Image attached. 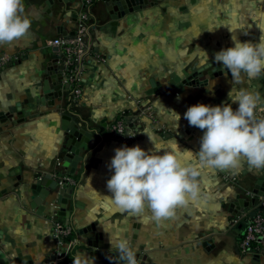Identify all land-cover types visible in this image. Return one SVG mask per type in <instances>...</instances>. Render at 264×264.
Returning <instances> with one entry per match:
<instances>
[{"label":"crops","instance_id":"crops-1","mask_svg":"<svg viewBox=\"0 0 264 264\" xmlns=\"http://www.w3.org/2000/svg\"><path fill=\"white\" fill-rule=\"evenodd\" d=\"M24 5L31 20L29 34L0 45L1 53L20 56L0 72V264L53 261L55 205L59 219L68 220L78 235L74 257L85 252L95 264H104L103 257L113 252L114 264H123L109 234L126 238L142 264H264V257L242 254L239 248L241 222L259 209V197L264 196L262 170H249L246 163L237 174L204 168L200 186L210 198L177 208L173 217L160 223L150 211L135 216L116 207L107 188L113 174L108 165L116 148L139 144L154 150L146 131L161 148L181 151L191 162L188 150L199 151L203 131L190 126L184 113L198 103H232L231 73L210 77L221 65L215 53L233 47V36L259 42L264 35V0H149L121 16L118 6L95 0L90 41L103 61L84 63L79 104L71 103L69 89L60 80L61 56L50 43L73 33L80 0H24ZM201 50L209 57L204 67ZM189 79L176 97V88ZM235 87L257 91L261 104L256 115L264 116V73ZM141 98L154 104L163 130L156 132L146 123L140 136L126 144L110 127L119 112L135 110ZM232 107L235 110L238 103ZM64 116L95 139L93 147L78 154L74 172L64 166L73 160ZM48 175L51 184L64 175L77 182L65 189L67 216H59L58 186L50 188L41 205L32 207V185Z\"/></svg>","mask_w":264,"mask_h":264},{"label":"clouds","instance_id":"clouds-1","mask_svg":"<svg viewBox=\"0 0 264 264\" xmlns=\"http://www.w3.org/2000/svg\"><path fill=\"white\" fill-rule=\"evenodd\" d=\"M30 28L24 0H0V45L24 38ZM232 40L233 47L215 53V62L223 66L225 75L231 72L233 87L228 98L232 103L216 106L198 103L184 113L190 126L203 131L199 151L188 150L192 159L187 162L183 152L161 148L147 131L144 133L154 144V150H145L139 144L116 148L108 165L113 174L107 181L111 193L108 198L116 207L135 216L150 211L151 218L160 223L173 217L177 208L210 198L200 186L204 168L237 174L242 163H246L249 170H264V118L256 115L261 97L257 91L235 87L264 73V35L258 43L241 42L235 36ZM201 51L206 57L200 65L204 67L209 57ZM237 103L234 110L232 104ZM127 136L135 135L130 131ZM109 243L123 264H138L136 251L126 238L109 234ZM73 264H95V259L81 252L73 258Z\"/></svg>","mask_w":264,"mask_h":264},{"label":"built area","instance_id":"built-area-1","mask_svg":"<svg viewBox=\"0 0 264 264\" xmlns=\"http://www.w3.org/2000/svg\"><path fill=\"white\" fill-rule=\"evenodd\" d=\"M81 8L75 19L73 34L66 37L56 38L51 41V46L57 47L60 54L61 73L63 81L69 85L70 101L72 104H79L83 96V78L85 74L84 63L87 59L103 61V57L94 50L90 41L91 9L95 0H80ZM20 60L19 55H8L0 52V72ZM137 108L133 111L124 110L119 112L116 120L110 127V132L119 137L122 142L128 144L140 136L142 126L149 123L156 132H162L156 108L153 103L141 98L136 101ZM258 118L264 116L258 115ZM131 133L135 136L129 137ZM264 179V170H262ZM226 181H235L230 176H225ZM77 185L71 175L60 176L57 186L60 190L73 188ZM251 198L255 194L248 192ZM260 207L246 219L243 234L239 242L242 254L264 257V196L259 197ZM57 211L52 215L53 242L55 245L54 259L50 264H73L74 255H71L77 246V238L68 239L74 229L68 220H60ZM240 219L235 221V225Z\"/></svg>","mask_w":264,"mask_h":264},{"label":"water","instance_id":"water-1","mask_svg":"<svg viewBox=\"0 0 264 264\" xmlns=\"http://www.w3.org/2000/svg\"><path fill=\"white\" fill-rule=\"evenodd\" d=\"M59 2H68V0H58ZM75 1V0H71ZM111 2L112 4L119 7V13L120 16L123 13H127L131 10H138L140 7H142L145 4L149 3V0H107ZM77 17V16H76ZM73 34V33H72ZM225 73V70L223 69L222 65H217L213 70L210 72V77H217L221 74ZM228 73H231L228 71ZM60 80L63 82V75L61 73ZM192 79H189L185 81L183 84H180L178 88H176V97L177 95H180L184 90V85L188 83ZM67 88H69V85L66 84ZM175 86V85H174ZM49 91L46 89L45 91V97H48ZM179 97V96H178ZM64 129L68 133V149H69V158L73 159L70 161H66L64 163V166L68 168L70 172H74L73 168L76 165V161L79 159L78 154L82 149L88 150L89 148L93 147L95 145V139L93 138V135L91 132L84 130L81 128V126L76 125L75 123H70V118L67 116H64ZM68 121V123H67ZM51 176L48 175L44 180L37 178V182L32 185V192H33V198H32V207L36 208L37 206L41 205V203L44 201V199L48 196L50 188H56L57 182H53L51 184ZM61 197L59 198V203L61 205V211L59 212V216H67V212H65V208L67 207V200L68 195L65 194V190H60ZM85 231L81 232V234H84ZM96 245V244H95ZM97 247V246H96ZM107 249V247H106ZM138 264H142V261L137 255ZM117 261V254L113 252V254H107L103 257V263L108 264L109 262L111 264H114Z\"/></svg>","mask_w":264,"mask_h":264},{"label":"trees","instance_id":"trees-1","mask_svg":"<svg viewBox=\"0 0 264 264\" xmlns=\"http://www.w3.org/2000/svg\"><path fill=\"white\" fill-rule=\"evenodd\" d=\"M245 224H246V221L241 222V225H242L243 227H245ZM77 237H78L77 233H76L75 231H73V233H72L70 236H68V239L77 238ZM75 248H76V247H75ZM74 250H75V249H74ZM74 250H73V252L71 253V255H74ZM63 264H67V261L64 262Z\"/></svg>","mask_w":264,"mask_h":264}]
</instances>
